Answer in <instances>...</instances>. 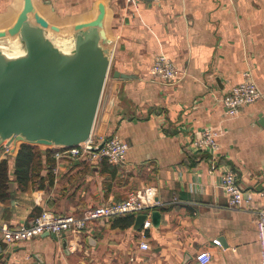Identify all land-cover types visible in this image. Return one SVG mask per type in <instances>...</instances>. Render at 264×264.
Instances as JSON below:
<instances>
[{
	"label": "crops",
	"instance_id": "crops-1",
	"mask_svg": "<svg viewBox=\"0 0 264 264\" xmlns=\"http://www.w3.org/2000/svg\"><path fill=\"white\" fill-rule=\"evenodd\" d=\"M20 2L0 0V26ZM99 2L114 48L106 103L108 76L92 134L117 133L128 143L126 161L55 159L41 170L42 181L21 189L13 173L15 153L1 146L11 196L0 200V219L22 225L42 208L79 214L140 188H149L158 203L128 213L134 220L147 214L150 224L140 229L133 228L134 220L113 224L122 214L76 233L2 241L0 264H203L196 259L203 249L212 254L204 264H261L256 220L264 205V0H34L57 24L94 17ZM157 53L173 59L178 79L150 72ZM114 70L133 75L116 78ZM245 77L262 95L228 115L219 98ZM202 127L218 134L214 169L211 154L189 146ZM223 165L236 172L249 202L228 205L217 184ZM154 210L160 213L152 219Z\"/></svg>",
	"mask_w": 264,
	"mask_h": 264
},
{
	"label": "water",
	"instance_id": "water-1",
	"mask_svg": "<svg viewBox=\"0 0 264 264\" xmlns=\"http://www.w3.org/2000/svg\"><path fill=\"white\" fill-rule=\"evenodd\" d=\"M105 16L99 2L94 17L57 24L34 0H21L0 26V147L16 153L21 143L57 149L89 139L114 48ZM159 213L154 210L152 219ZM146 217L137 214L133 228H142Z\"/></svg>",
	"mask_w": 264,
	"mask_h": 264
},
{
	"label": "built area",
	"instance_id": "built-area-1",
	"mask_svg": "<svg viewBox=\"0 0 264 264\" xmlns=\"http://www.w3.org/2000/svg\"><path fill=\"white\" fill-rule=\"evenodd\" d=\"M150 72L161 79L168 81L179 78V69L171 57L164 53H157L151 63ZM262 93L255 81L249 77L232 85L223 95L222 100L226 113L235 115L242 107L247 106L259 97ZM217 132L210 127L198 129L189 142L193 150L205 151L211 154L212 167H216V157L219 142ZM10 149V147H9ZM128 143L117 133L96 136L91 134L83 145L57 148L54 156L56 159L83 158L87 160L106 159L112 164H122L126 161ZM220 173L217 175V184L227 195L228 205L236 206L249 202L252 196L243 189L238 182L236 172L228 165L220 166ZM158 203L153 199L149 188H140L130 192L127 197L120 200H111L84 209L81 213H61L50 208H42L32 220L22 225H11L0 219V253L3 251L2 241L12 244L30 239L44 232L61 235L64 232L76 233L91 222L100 218L111 219L114 216L138 213L139 211L151 208ZM150 221L145 219L144 226ZM257 232L260 243V263L264 264V205L257 212ZM220 244L218 238L212 240ZM141 247L147 248V242H141ZM211 252L208 249L200 250L196 259L200 263H207L211 260Z\"/></svg>",
	"mask_w": 264,
	"mask_h": 264
},
{
	"label": "trees",
	"instance_id": "trees-1",
	"mask_svg": "<svg viewBox=\"0 0 264 264\" xmlns=\"http://www.w3.org/2000/svg\"><path fill=\"white\" fill-rule=\"evenodd\" d=\"M56 148H42L39 145L21 143L18 151L14 154V175L17 186L25 189L28 184L36 179L42 181L40 175L45 165L54 166ZM200 158V155H198ZM104 159V158H103ZM91 161V160H90ZM10 172L8 159H0V200L6 201L11 196ZM42 186L41 183H39ZM134 215L127 214L113 219V224L129 226L133 223Z\"/></svg>",
	"mask_w": 264,
	"mask_h": 264
},
{
	"label": "rangeland",
	"instance_id": "rangeland-1",
	"mask_svg": "<svg viewBox=\"0 0 264 264\" xmlns=\"http://www.w3.org/2000/svg\"><path fill=\"white\" fill-rule=\"evenodd\" d=\"M246 78V77H245ZM250 78V77H249ZM108 81H107V87H106V89H105V93H104V97H103V101H101L102 102V105L103 106H105V103H106V101H105V98H106V94H107V92H108V88H109V86H110V81H111V70H109V73H108V79H107ZM163 80H165V79H163ZM176 80V79H175ZM168 81V80H167ZM172 81H174V80H171V82ZM256 83V82H255ZM224 95V94H223ZM223 95L219 98V100H220V102L222 103V105H223V107H224V104H223V100H222V97H223ZM102 108V107H101ZM102 110V109H101ZM225 110V109H224ZM225 113H226V111H225ZM226 114H228V113H226ZM228 115H230V114H228ZM96 135V134H95ZM123 164V163H122ZM120 165V164H119Z\"/></svg>",
	"mask_w": 264,
	"mask_h": 264
}]
</instances>
